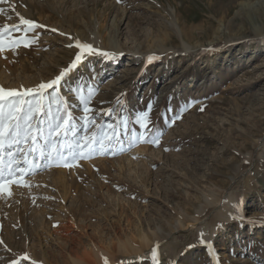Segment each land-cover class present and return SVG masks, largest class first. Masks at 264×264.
Instances as JSON below:
<instances>
[{
	"label": "rangeland",
	"instance_id": "obj_1",
	"mask_svg": "<svg viewBox=\"0 0 264 264\" xmlns=\"http://www.w3.org/2000/svg\"><path fill=\"white\" fill-rule=\"evenodd\" d=\"M16 13L45 27L0 53V86L48 82L91 43L112 56H90L45 111L71 114L62 151L111 140L72 168L29 153V186L0 196V264H264V0H6L0 26Z\"/></svg>",
	"mask_w": 264,
	"mask_h": 264
},
{
	"label": "snow or ice",
	"instance_id": "obj_2",
	"mask_svg": "<svg viewBox=\"0 0 264 264\" xmlns=\"http://www.w3.org/2000/svg\"><path fill=\"white\" fill-rule=\"evenodd\" d=\"M4 2L6 0H0V3ZM16 16L19 19L18 24L0 26V53L19 47H31L38 41V35L29 36V33L45 27L31 19L25 18L19 13H16ZM51 31L55 32L57 29H52ZM14 33H20V35H14ZM61 35L64 34L61 33ZM69 46L71 47L72 45ZM75 47L79 51L75 55L74 60L50 81L22 90L0 86V196L11 197L13 193L10 190V186L13 184L23 183L25 187L29 186L22 179H19V177L33 172L37 167L29 159V153H38L40 158H44L46 146H50L47 158L55 160L57 166L62 165L63 167L72 168L86 156L90 158L97 152L103 154L106 147L104 140H111V137L105 136L104 139L97 141L95 134H92L68 143L66 151H62L57 147L68 136L72 117L70 113L63 111L59 101H57L55 112L52 111L51 104L47 106V111H45V95L50 92L58 94L70 75L90 56L97 54L105 58L112 56L106 51L97 49L93 44L81 42L79 39L75 40ZM149 59L151 60L152 57H149ZM81 99L86 114L85 121L88 123L90 122V118L87 116L90 111V99L85 97H81ZM149 115L148 112L140 113L137 123L140 124L142 129L150 131L152 122ZM179 118V115L170 117V122L175 123V120ZM109 127L112 126L109 125ZM38 138L43 139V145L38 143ZM141 139L159 144V139H153L150 135H144ZM21 145L25 147H21ZM93 145L97 146L93 147ZM6 149L14 150L6 152ZM52 152H55L54 156L51 154ZM5 155L8 157L7 164ZM21 163L26 165V167H20ZM3 243V240H0V244ZM152 256L155 261L156 250L152 252ZM28 260L29 256L25 253L20 260H12L11 264H21L22 261ZM32 264H35V262L33 261Z\"/></svg>",
	"mask_w": 264,
	"mask_h": 264
},
{
	"label": "bare ground",
	"instance_id": "obj_3",
	"mask_svg": "<svg viewBox=\"0 0 264 264\" xmlns=\"http://www.w3.org/2000/svg\"><path fill=\"white\" fill-rule=\"evenodd\" d=\"M122 51H123V50H122L121 48H117V49H115V54H120V53H122ZM138 55H139V54H138ZM138 55H137V56H138ZM138 58H139V57H138ZM140 243H141V245H143V248H144V247H148V244H147L148 242H147L145 239H141V242H140Z\"/></svg>",
	"mask_w": 264,
	"mask_h": 264
}]
</instances>
